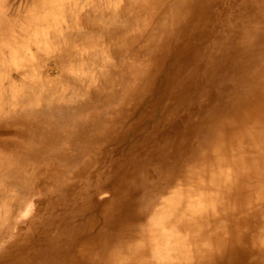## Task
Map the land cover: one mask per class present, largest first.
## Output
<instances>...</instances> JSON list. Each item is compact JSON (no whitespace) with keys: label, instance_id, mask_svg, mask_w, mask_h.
Instances as JSON below:
<instances>
[{"label":"bare ground","instance_id":"obj_1","mask_svg":"<svg viewBox=\"0 0 264 264\" xmlns=\"http://www.w3.org/2000/svg\"><path fill=\"white\" fill-rule=\"evenodd\" d=\"M0 264H264V0H0Z\"/></svg>","mask_w":264,"mask_h":264},{"label":"rangeland","instance_id":"obj_2","mask_svg":"<svg viewBox=\"0 0 264 264\" xmlns=\"http://www.w3.org/2000/svg\"><path fill=\"white\" fill-rule=\"evenodd\" d=\"M163 79L164 78L162 76L161 79L159 77L157 80H155L154 81V85H155L154 88H156L158 85L160 86V84H161L162 88H164L166 86L165 85L166 83L164 82ZM155 96H156V92L155 91H148V93L146 94L145 101L142 102V104L140 105L137 114L136 115H133L132 118H131V121H132L133 118L134 119L136 118L137 121H138L140 115H142V113L145 111L146 115L144 116L145 118H144V123L142 124L143 126H141L139 129L133 130L130 133V136L128 138H126L125 140H122L121 142H119L116 145V149L117 150L114 152V155H117L118 154V156H119L122 153V150L132 143L133 138H136L140 131L142 132V128L143 127H145V129H147L148 131H151V129L153 128V126H155L157 124V122L160 120V118H159V116H160V110L154 109V99L156 100V97ZM202 103L204 105H206V106L209 105V104L211 105L213 103L212 101H210V94H208V96L206 95L202 99ZM148 109L150 111H148ZM184 110L181 111L182 113H181L180 118L183 115H185L186 113L188 114V108L187 107H184ZM173 116L176 117V114L173 113ZM173 116L172 117H169V118H166L165 119L166 122H169L173 118ZM180 118H179V121L182 122V118L181 119ZM193 120L195 121V120H197V118L196 117H193ZM121 129L122 128H117L115 131H120ZM145 129L143 130V132L145 131ZM148 133L149 132H147L146 135ZM101 197L106 200V199L110 198V194L103 193Z\"/></svg>","mask_w":264,"mask_h":264}]
</instances>
